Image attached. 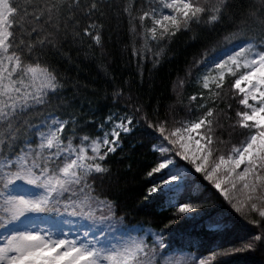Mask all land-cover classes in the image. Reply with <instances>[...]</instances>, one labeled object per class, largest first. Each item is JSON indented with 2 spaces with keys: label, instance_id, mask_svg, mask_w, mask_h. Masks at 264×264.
Masks as SVG:
<instances>
[{
  "label": "snow or ice",
  "instance_id": "1",
  "mask_svg": "<svg viewBox=\"0 0 264 264\" xmlns=\"http://www.w3.org/2000/svg\"><path fill=\"white\" fill-rule=\"evenodd\" d=\"M111 14H127L133 55L135 36L143 41L141 62L152 50L149 41L159 46L154 65L182 31L220 33L211 45L219 55L207 58L204 49L195 60L202 69L198 89L186 102L176 92L163 118L158 107L149 112L122 86L113 87L111 98L126 101V111L109 109L102 119L89 115L91 107L68 111L89 87L68 74L70 49H87V57L95 45L103 54L104 24L98 21ZM58 61L66 62L63 70ZM139 75L142 82V67ZM177 83L182 88L184 78L174 82V91ZM229 94L238 104L234 116ZM177 104H183V116ZM137 129L149 134L158 153L141 199L159 198L172 209L173 218L158 230H129L125 213L116 215L117 201L103 194L105 181L113 182L109 158ZM195 173L237 213L255 215L250 222L259 231L238 247H217L198 260L174 259L164 255V234L203 206L191 194L180 196L189 192ZM258 249H264V0H0V264H221L218 257Z\"/></svg>",
  "mask_w": 264,
  "mask_h": 264
},
{
  "label": "trees",
  "instance_id": "2",
  "mask_svg": "<svg viewBox=\"0 0 264 264\" xmlns=\"http://www.w3.org/2000/svg\"><path fill=\"white\" fill-rule=\"evenodd\" d=\"M133 15L138 14L133 11ZM98 22L104 24L102 30L103 54H101V47L95 45L91 50L92 54L87 57L83 54L87 49L81 50L72 47L70 55L73 57L74 64L67 69L70 76L81 84L89 85L88 88L81 89V94L74 98L68 111L78 108L81 113H84L88 112L91 107L92 111L89 112V115H94L97 119H102L107 115L109 109L127 110L124 107L126 101H112L111 92L114 86H122L126 92L131 91L133 99L138 98L149 112L158 107L159 115L163 118L167 106L177 101L176 92H180V99L186 102L187 97L198 89L195 82L196 76L192 80L186 73L189 68L192 70L195 60L200 58L204 49L211 50V45L220 34L215 31L209 32L203 28H194L193 32L198 33V36L196 40H192L190 37L193 32L182 31L164 45L165 51L160 56V63L154 65V53L159 50V46L155 42L149 41L152 50L143 52V61L141 62L139 48L143 41L138 35L135 36L138 51L136 55H133V36L129 33L127 14H123L119 19L111 14ZM135 23L137 31H141L138 25L139 20L137 19ZM65 51H69L67 45ZM77 52H80L79 57H77ZM58 63L63 70L66 62L58 61ZM76 65L79 67L77 68ZM105 67L107 75H105ZM140 67L143 68L142 82L139 75ZM149 69L152 71L149 72ZM180 78H184L185 83L182 88L177 83L174 91L173 84ZM125 81L128 83L125 84ZM93 88L96 90L94 91ZM105 92H107V96H105ZM68 95H73L71 89H69ZM89 101H91V106ZM228 103L232 104L231 115L234 116L238 104L231 94H229ZM220 107L223 108L224 105L221 104ZM182 109L183 104L176 105L178 117L184 115ZM88 128L94 129L95 124L89 123ZM97 133L98 131H95L92 134L97 135ZM217 135L221 139H229L227 133L222 136L220 133ZM154 142L150 139L149 134L142 129H137L123 137V147L109 158L113 182L105 181L103 194L107 195L109 199L117 201L120 210L116 215L120 216L121 212L125 213L123 224H141L158 230L162 227V221L173 217L171 216L172 209L166 205L162 207L159 198L149 201L141 199L151 181V178L147 177L145 173L152 166L154 157L158 155L151 148V144ZM236 142H238L237 138L232 139V143ZM228 146L230 144L220 145L225 149ZM201 182L203 186L199 190V195L189 190L187 193L182 192L180 196L191 194L194 199L197 197L198 200H202V208L206 211L207 216L205 219L201 218L197 221L177 220L174 226H170V231L165 232V242L181 243L185 238L190 237V233H199L202 238L200 250L202 253L208 254L215 251L217 247L221 249L230 246L237 247L259 231V228L250 222L251 219H257L255 215L246 219L232 209L230 204L224 201L222 196L208 183ZM220 212H224L222 220L225 225L215 230L206 228V219L214 220ZM198 223L200 224L198 225ZM212 242H216L214 244L216 246L210 247L209 244ZM218 259L221 260V264H264V249L233 253L218 257Z\"/></svg>",
  "mask_w": 264,
  "mask_h": 264
},
{
  "label": "rangeland",
  "instance_id": "3",
  "mask_svg": "<svg viewBox=\"0 0 264 264\" xmlns=\"http://www.w3.org/2000/svg\"><path fill=\"white\" fill-rule=\"evenodd\" d=\"M138 25L140 26V23ZM150 26H151V22L148 18H146L145 19V27H150ZM217 55H219V53H214L210 50L209 56L207 58H211V57H214ZM200 71H202V69H200L198 66H195V64H194V66L192 67V70H191L192 80L195 78V76ZM120 111H122V110H120ZM99 134L100 133L98 132L97 135H99ZM193 135L195 137V133ZM76 142L78 143V141H76ZM201 142H203V141H201ZM230 147H231V144L227 148H230ZM183 163H186V162H183ZM241 167H243V166H241ZM198 176H199V178H198ZM191 179L194 181L193 184L189 185V190L192 193H197V192H199V190L202 189L201 187L203 186V183L201 181L208 183L212 188H214V186H212L210 182L203 180L202 174H200V173H195V175L193 177H191ZM216 191L218 192V190H216ZM195 201L203 204L202 200H198L197 197L195 198ZM224 201H226V200H224ZM181 202H186V201L181 200ZM195 211H196V214L194 216L188 218V219H190L192 221H197V220H200L201 218L205 219V217L207 216L206 211H204L202 207L200 209L195 210ZM224 212L218 213V215L215 216L214 220L206 219V224H205L206 228L215 230V229H219V228L223 227V225H225L223 220H222V216H224ZM98 215H99V213H98ZM200 223H198V225ZM124 225L127 226V228L129 230H131V228L135 227V226H143L144 228H147V229L157 230V229L152 228L150 226H145V225H141V224H133V225L124 224ZM210 225H219V227H210ZM100 227H103V226L101 225ZM117 227H119V225H117ZM117 235H119V233H117ZM132 235H137V233L133 232ZM189 235H190V237L185 238V240L181 243H177L175 241H172L170 243L165 242L167 245V248L165 250H163L164 255L165 256H171L174 259H184V260H187L189 257H191L195 260H198L202 257H206L208 254H204L200 250V240H202L200 234L199 233L198 234L197 233H190ZM146 239L148 241H151V236L150 235L146 236ZM215 243L216 242L210 243L209 244L210 247L216 246V245H214Z\"/></svg>",
  "mask_w": 264,
  "mask_h": 264
}]
</instances>
